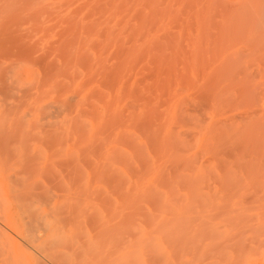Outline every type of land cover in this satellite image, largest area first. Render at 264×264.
Masks as SVG:
<instances>
[{
    "label": "rangeland",
    "instance_id": "obj_1",
    "mask_svg": "<svg viewBox=\"0 0 264 264\" xmlns=\"http://www.w3.org/2000/svg\"><path fill=\"white\" fill-rule=\"evenodd\" d=\"M64 1L65 0H30V1L29 0H14V1L13 0H0V124L1 125L3 124L2 126L0 125V129H1L0 130V192H1L0 193V264H73V263L74 264H96V263L97 264L98 263L99 264H159L160 262H161L160 264H163V263L164 264H183L185 261L190 260L189 258H191V259L196 258V256L201 257L202 255H203L202 257H208V258L211 256L212 257L215 256L219 261H222L223 264H229L228 263L229 262V236H228L229 233H227V232H229L228 231L229 230V225H228L229 223H227L228 220L227 221L225 220L226 219L224 217L225 214L223 213L224 215H222L221 214L222 212L219 213V215L216 218H214V220H213V218L211 219V221H212V224H211L209 216H212V215H210L209 212H212L211 209H213V208L210 209L209 205L206 203L209 201L208 195L212 191L206 192V194H208V195H204L208 201L205 200V198L202 199L204 201V203L201 200L202 204L201 203H199L200 205L197 204V205H199L197 207L195 206V204H193V205L188 204V201H187L189 198L187 195L188 193H187V190L185 191V188H183L182 185H180V186L176 185L177 189L174 188L173 193L171 192V194L165 193V190H167V186L164 184L165 176L168 175L169 171H170L169 173L172 172L171 174L176 175V172L178 170V168H177L178 166L176 167L173 165L172 166L169 165L170 162L168 161L169 159L167 158L168 154H166L164 152L161 153V150H162V147H161L162 144L161 143H165L163 141L164 139L167 140L168 136H166V134L168 135L167 132L169 130H171V126L173 129L174 127H176V125H177V127H179L180 123H182L181 124L182 126L180 128H177V129L175 128V131L172 130V132H174V135L176 134L175 135L176 137L180 136V135H181V137L183 136L182 138H184V140L178 141V143L180 142V145L183 146L184 145L183 142H184L186 145L190 144V146L191 145L192 146L189 147V145H188L186 147L185 150H187V155L183 154L185 160H184V162L182 161L181 165H179V169L182 166H185V167L189 166V168L188 167L185 169L181 168L183 171H180V175L182 173H183L182 175H186L185 173H187V175L192 173L190 175H193L194 172L196 173L194 175H197V174H199V172H201V173L205 172L207 175L205 173L204 174L207 176V179H208V175L211 176L210 174H212V173L217 178V171L220 168L218 166H216V163H215L216 161L213 162L212 154L209 153L207 151V149L205 148L204 143L202 142V140L205 136H202V135H204L203 134L204 131H208V129L211 130V127H213L214 131H216V130H220L219 128H222L223 123H226V124H224V127L227 124L229 126V119H231V118L233 119L234 114L241 112V110L244 108H240L242 105L235 106L236 104L235 105L232 104V106L234 105L235 107L239 108V109L236 108L235 110H233L234 108L232 109L231 108L232 106L229 107V103H228L229 101H228L223 105V108H222V105H221V107H219V105H218V109H211V108L209 109V106L207 107L205 105L204 99H201V97H199L200 92L199 91L195 92L199 89L198 87L201 86L200 84H197V85H200V86H197L195 84L196 82L194 83L195 85H190V88L185 87L186 86V84H185V86L182 88L183 90H181L182 84L177 85L175 83L172 85L171 89H174V86L176 85L175 89H179V91L183 92L182 93L183 95L181 94L178 98V100L179 99H183V100H180L179 102L176 100V102L180 104V105H178V107H176L177 103L175 102V104H174V102H173L175 100H173V101L170 100L171 99L170 98V95H171L170 92H173L174 90L169 91L167 88H165L166 90L160 89L159 87L162 85L158 86L156 84L155 87L158 86L157 90L154 87L152 89V92H150V96L151 97L153 96V99L156 98L155 97L156 92L154 91V89H155L157 91L156 96L157 97L159 96L158 97L159 98V101H158L159 105L157 102L158 98L156 99V101L154 100V102H152V103L153 104L157 103L156 104V105H158L157 107L158 108L160 107L158 109V110H160L159 112H163V109L167 111L169 109L170 105L174 106L173 108H176V109H174V112L171 113V115H170L172 117L170 118V116H169V121L167 122L168 126H170L169 125L170 119L173 120L174 116H176V115H178V121L179 120H181V121L179 123H175V122H178L176 120L177 118L175 117L176 119L174 118L175 119L174 125H171L170 127H168L166 125L168 129H165L166 126H164V129L166 131L165 130H164L165 132L162 131L163 135L162 134L159 135V137L161 136V140L158 137V141H157L158 144H156V146L154 148L149 147V150L147 151L149 153H148V155H146V157L147 158L149 157V158L146 159L145 165L141 166V164H140L141 168H137L139 166L138 162H136L138 159L135 160V159H133V156H130V155L134 153L133 152V150H135L134 149V143L137 144V142L139 141V144H143L146 140V139H144L146 137V133L143 129L145 127L144 123L142 122L143 117L139 118V117H141L139 112H141V110L143 109L142 108L143 102H141L142 101L141 99H140V101H138L139 99L135 100V103L138 101L139 102V103L137 102L138 106H141V107L137 106L138 107L137 109L139 111L137 110L136 112H137V115H139V116L137 117V115H136L134 117L135 121L130 116V113H129V111L131 109H132V111H135L129 105V104H134V103H131V102H134L133 101L134 99L132 101L130 100V98H124L125 101H124V99H122L123 101H121V103H120L121 104L120 105L121 111L119 110V112H117L116 114L114 113L113 109H112L113 111H111L109 108H107V110H110L112 114L118 115V118L114 115H111L110 111L108 112L106 110V107H105L106 97L109 100L111 98V93L109 94V92H108V86L106 85V82H104V84H103V81L105 80V78H104V80L100 79V78H103L102 76L105 75L104 72L106 70H108L110 68V66L112 67L113 63L117 62V60H115L116 58H113V56L117 55L115 48L119 47V45H121V44L122 45L125 44V42H123L124 38L128 39V40H130V38L126 37V36L125 37L124 36L123 37L122 36L116 37V39L118 38L117 41L119 40V38L123 39V40L122 39L119 40L120 42L122 41L123 43H119L118 45H117V43L119 41L117 42L115 40V38H114V41L117 43H115L113 41H109V40H108L109 41V43H108L107 40H105V39L103 40V38H102V43L104 42L107 44L106 50H108V51L105 50L106 52L104 51L105 53H103L104 54L103 55L104 59L102 57L103 61L109 57L110 59L112 58L113 61L115 60V62H113L111 60V62L109 63L108 60H110V59H107L108 62L107 61L100 62L101 64H99V65L101 66V68H100V66L98 68V66H97L98 64L95 65V63H96V58L94 59L95 51L92 48H90V50L88 51V53L90 54L89 57L91 59V63H88V62H90V59H87L89 57H85L87 59V61L89 60L88 62L85 61V58L82 59V61H77V58L72 55V53H74L73 51L75 49V48H73L75 46L72 45V44H74L75 35H72L71 33L64 31L63 28L62 29L58 28L56 24H55L56 26H54V28H53V25H54L53 23L58 22L59 24L58 23L57 24L59 25V27H61L60 25H62V27H64L65 22L57 21V19L51 20L50 18H48V19H49V21L51 20L50 21L51 23L46 22L48 20H46V17L44 16V14L39 15V13H37L35 11V9L37 10V8H40V6H39L40 3H41V7L44 4H45V6H47L48 4L50 6L53 4H54V6H56V3H59V4H61L60 7L62 8V4ZM68 1L70 2V0H68ZM90 1H92V0H90ZM66 2H64V3H66ZM75 2H77V3L75 4ZM75 2L69 3L68 9H71V8H74L75 6H78L80 3L83 4V2H85V0H78V1L75 0ZM65 6H63V7L66 9L67 7H65ZM25 8H26V10H25ZM10 13H11V15H10ZM82 16H84V15L81 14L80 18ZM37 19H38V21H37ZM53 20H54V22H52ZM33 21H35V23ZM32 24H34V25H32ZM35 24L37 25V28H36ZM51 24H53V25H51ZM50 25H51V28H53L54 30H52L50 28ZM47 26H49L48 28H50L51 31L49 29L46 30ZM55 27H56V29H55ZM34 31H36V33ZM56 32H58V33H56ZM110 40H112V39H110ZM71 42H72V44H71ZM114 43H115V45H114ZM129 43H131V40L129 42H127L125 45H127V44L129 45ZM68 44H71L72 47ZM90 45H91V43H90ZM68 46H70V48H73V49H71L73 51H69V52H72L70 55H68L69 52L67 54L68 49L70 50V48ZM108 46H110L111 48H112V46H114V47L110 50V49H108V48H110ZM63 47L67 48L66 53H63V52H65ZM114 50H115V53H114ZM106 53H108V54H106ZM111 54L113 56L110 57ZM75 55H77V54H75ZM105 55H107V56H105ZM117 56H115V57H117ZM71 57L73 60H71ZM68 58H70V59H68ZM67 59L71 60V62L68 61ZM74 59L76 62H74ZM65 60H67V61H65ZM92 61H93V63H92ZM105 62H106V65H105ZM68 63H72L71 64L72 66ZM75 63H77L78 65ZM87 63L89 65L92 64L91 67L95 70H97V68H98V71H95L93 69H92V71H91V69H89L90 71H88L87 67H90V66L89 65L86 66ZM103 63H104L105 69L108 67V69H106L105 71H104V69H102ZM134 71H137L136 75H135ZM134 71H133L132 77L135 78V76H136V78L135 79L132 78V80L138 81V79L140 77L137 76V74H139L140 72L138 70H134ZM147 72H148V70L143 71L144 74L149 75ZM87 73H90V75H88ZM102 73H104V75ZM153 73L155 74V72H153ZM160 74H161V72L156 74V76H158V78H156L155 75L153 78L158 79V81H159V79L165 80V78L161 77ZM166 74L163 75V72H162V76H167ZM75 75H77V76H75ZM133 75H135V76H133ZM89 76H90V78H89ZM144 76L142 75L141 77H144ZM98 79L100 80L101 83L98 81ZM166 79H168V78H166ZM174 79L175 78L173 77V80ZM150 81L152 82L153 80H150ZM45 82H47V83H45ZM57 82H60V83H57ZM200 82L202 83L203 79ZM177 83L179 84L180 82L178 81ZM140 84H142L141 89L143 90L144 89L143 85L145 86L146 82H142V83L140 82L138 84L139 87H137V89L138 88L140 89ZM138 85H135V86H138ZM55 86H57V87H55ZM177 86H181V87L177 88ZM195 86H197L196 87V89L198 88L197 90H195ZM191 87L192 88L194 87L193 88L194 91H193V89H191ZM158 88H159V90H158ZM184 88H185V90L187 88L186 92H185ZM188 89H189V91H188ZM161 91L163 92L162 95H161ZM43 92H44V94H43ZM105 93L106 94L108 93L109 95H105ZM152 93H153V95H151ZM196 93L198 94V96ZM91 94H93V95H91ZM164 94L168 95V96L165 97ZM162 96H163V98H162ZM139 97H140V95H139ZM183 97H185V98H183ZM36 98H38L39 100ZM126 99H128V101ZM168 99L170 101V104H169ZM185 100H187V101H185ZM197 103H200L201 106H203V107L205 106L202 109V111H204V109H205V111L203 112L204 115L200 113V116L202 115L200 117L199 114H197L198 111H192L191 115L187 114L188 111H191V110H188V108L198 109L200 104H197ZM221 104H223V103H221ZM17 105H18V107H17ZM168 105H169V107H168ZM192 105H193V107H192ZM230 105H231V103H230ZM113 106H115V105H113ZM224 106H225V108H224ZM226 107H228L229 109ZM29 108H31L32 110ZM113 108L116 109V106ZM177 108H180L181 111L179 109V112H178ZM230 108L232 109L233 112L231 111ZM38 109H39V111H37ZM182 109H184V110H182ZM61 112H62V114H61ZM195 114H197V115H195ZM230 115L231 116L233 115V116L230 118L229 117ZM127 116H129V117L127 118ZM181 116L182 117L186 116V117L181 118ZM203 116H206V117H203ZM3 117L5 119H3ZM68 117H69V119H68ZM113 117H115V118L113 119ZM187 117H189V118H187ZM120 118H123V120L125 122L122 119L120 120ZM125 118H126V120H125ZM131 119H133V121ZM139 119H140V122H138ZM203 119H206V120H203ZM184 121H186L188 125ZM43 123H45V124H43ZM68 123H70V124H68ZM111 123L113 124V126ZM121 123L122 124L125 123V124L122 125ZM136 123H138V124L136 125ZM141 123H143V125ZM171 123H172V121H171ZM215 123H217V124H215ZM218 123H219V126H221V127L218 126ZM214 124H215V127L218 126L219 128H217V127H216L217 129L214 128ZM121 126H124V127H121ZM136 126L138 127L137 130H136V128H137ZM139 126L141 129L139 128ZM186 127L188 128V130L190 128L193 129V130H191V129L189 130L191 132V136H187V135L184 136V134L183 135L180 134V132H182L181 129L185 130ZM110 128L113 130H111ZM119 128H120V130L121 129L122 130L120 131ZM198 128H200V129H198ZM23 129H25V130H23ZM124 129L126 131H124ZM139 130L141 132H139ZM7 131H9L10 133ZM44 132H45V134H44ZM228 132H229V130H228ZM9 134H11V135H9ZM120 134L122 136L125 134L123 136L124 137L123 139L121 138L122 136ZM129 134H131V135H129ZM171 134H173V133H171ZM40 135L42 136L41 138H40ZM140 135H141V137H140ZM174 135H171V136H173L172 139L175 138ZM163 136H165L167 138L162 139ZM127 137L128 138L130 137L129 142H128ZM185 137H186V139H185ZM178 138H180V137H178ZM182 138H180V139L182 140ZM120 139H122V140H120ZM172 139H170V140H172ZM227 139L229 140V138H227ZM21 141H22V143H21ZM119 141H120V143H119ZM123 141H126V142H123ZM134 141H136V142H134ZM161 141H163V142H161ZM199 142H201V143H199ZM226 142H230V141H226ZM198 143H199V145H198ZM159 144H160V146H159ZM201 146L203 149L201 148ZM226 146H228V149H229V145H226ZM110 147H111V149H110ZM184 147L185 146H183L181 148H183V153H186V152H184ZM114 148H115V152L113 153L112 151L114 150ZM156 148H159L160 151H159V149L157 150ZM153 149H155L156 151H154ZM200 149H202V150H200ZM122 150H124L123 151L124 153L122 152ZM119 151L121 152V154ZM125 151H129L130 154L128 152H126V155H125ZM153 151H154V153H153ZM150 153H151V155H150L151 158L153 155H157V154H158L157 155L158 157L156 158V156H154L153 157L154 159L153 158L150 159V156H149ZM163 153H164V155H167V156L164 157L162 155ZM201 153H202V155H201ZM159 154H161V155H159ZM210 154H211V156H210ZM128 155L130 156V158L131 157L132 158L128 159L127 158ZM190 155H193L192 160L190 159V158H192ZM195 155L199 156V157H196ZM160 156H162V158ZM125 158H127L128 161H126L127 159H125ZM112 159L116 160V161H113ZM132 159H133V161L135 160V162L132 161V163H130V160H132ZM156 159H160V160H156ZM161 159L162 160L164 159L165 161H162ZM186 159L191 160V161L189 160V163H188L189 165L187 164L188 161H186ZM154 160H156L157 162L155 163ZM158 161H159V163H158ZM166 161H168L166 163L167 166L165 164ZM192 161L195 164H193ZM127 162H129L128 165H131L132 167L128 166ZM149 162H150V164H149ZM124 163L127 166H125ZM133 163L134 164L136 163L137 166L133 165ZM163 163L165 165V169H164L165 171L161 170L162 166L164 167V165H162ZM116 164H118V166L120 165L117 172H116L117 167L114 166ZM191 164H193V166ZM207 164L210 165V166H208V169L210 170L209 173H207L208 169L204 168L205 165L207 166ZM211 164H213L214 167ZM110 165H112V167ZM194 165H195V167H194ZM203 165H204V167H203ZM104 166H106L105 167L106 169L103 168ZM145 166L146 167L148 166L147 167L148 169ZM101 167L103 170L101 169ZM109 167H110V169H109ZM128 167H129V169L130 168H133V169L135 168V169L129 170ZM143 167H145V168H143ZM169 167H170V170H168L166 172V168L168 169ZM174 167H176V168H174ZM126 168L128 171L126 170ZM155 168L158 170V172ZM171 168H173V169H171ZM190 168L192 171L195 170L196 168L197 169L194 172H191V171H189ZM214 168L215 169L219 168V169L215 170ZM139 169H140V171H139ZM159 169H160V171H163V172L162 173L159 172ZM175 169H177V170H175ZM198 169H199V172L197 171ZM200 169L203 171H201ZM100 170H102V171H100ZM121 170L123 171V173H121L122 176L126 177L124 179H122L121 174L118 173V172H122ZM143 170L146 172V174H144L145 172H143ZM184 170H187V171L184 172ZM129 171L132 172L133 176ZM125 172H126V175H125ZM137 172L139 173V175ZM178 172H179V170H178ZM92 173L95 174V176ZM103 173H105V174H103ZM108 173H109V175H108ZM115 173H117L118 175L117 174L115 175ZM136 173H137V175H136ZM140 174H141V176H140ZM161 174H163V176ZM1 175L3 176V178ZM100 176H102V177H100ZM176 176L179 177V173ZM120 177H121V179H120ZM132 177H135V178H133V180H132ZM136 177H138V178L143 177L144 179L142 178V179L137 180ZM180 178L182 180V176L179 177L178 181H181ZM105 179H106V181H105ZM126 179H128V180L130 179V180L128 181ZM213 180L214 179L212 178V182H214ZM255 181L257 182V180H255ZM255 181H254V183H252L251 186H254V187L256 186L254 189L256 191V189L259 188L260 185L256 184ZM128 182H130V183H128ZM126 183H127V185H126ZM258 183H260V182H258ZM134 184H136V185H134ZM160 184H162V185H160ZM125 185H126V187H125ZM129 185H130V187H129ZM117 186H118V188L120 187V189H118ZM160 186H163V187H161V189L164 190L163 193H165L166 196L163 197V195H162L163 198L161 197L160 200L158 199V202L160 203L164 199V201H163V204H164L168 198L171 197V200L169 199V202H170L173 200L172 197H174V200L172 201V202H174L173 206H172V209H174V212H172L170 209H168V205L172 204V203H169L168 201H167V204H165V206L162 203H160V204L157 203V205H155V206L153 205V203L156 204V202H157V198L155 197L156 193L153 192V191H155L154 188H157L156 189L157 191L162 192V191L158 190V188L160 189ZM164 186H166L165 189H164ZM108 187H110V188H108ZM122 188H123V190H122ZM125 188H126V192H124ZM131 188L132 189L135 188V190H140V191L137 192L134 189H133V191H131L130 190ZM151 188H153V189H151ZM260 188H261V186H260ZM101 189L103 191H101ZM109 189H111V190H109ZM119 190L121 193L119 192ZM144 190L145 191L148 190L149 192L151 191V193H148V192L145 193ZM257 190L258 191L256 193H258V195L260 197L261 194L263 193L261 191H263V190H261V189H257ZM78 191L81 193L79 194ZM129 191H130V194L132 192L135 193V195H133V193L131 194V195H133L131 198L134 199L136 197L137 193H140V194L143 193V195L137 194L138 196L136 198H138L139 195L142 196L143 198L139 197L138 199L140 201L134 199L135 201L133 200V202H132V199L129 197V195H130L128 193ZM181 191H184V192H181ZM117 192H119L120 195ZM152 192L154 194L152 197H150L152 195ZM260 192H261V194H259ZM116 193L118 195H116ZM174 193H176V194L174 195ZM180 193H182V194L186 193V194L180 195ZM149 194H151V195H149ZM171 195H173V196H171ZM186 195L188 198L186 197ZM80 196L82 197V199L81 198L79 199ZM89 196L91 198H89ZM118 196L119 197L121 196L122 199L121 198L119 199ZM11 197L14 199V201L15 200L16 201L14 202ZM85 197H87V198H85ZM165 197H167V198L165 199ZM255 197L258 199L257 195H255L253 197L255 200L254 199H250V200L248 199V202H247L248 204L246 203L247 200L243 201V202H245V205H243L244 203L242 202V199L240 198V196L236 197V200L240 201V202L238 201V204H240L241 207L243 205V206L248 208L247 205H251V203L254 204V201H257V199ZM150 198H152V200ZM123 199L125 201H128L127 203H129V207H130V205L132 207L129 208L128 204H125L126 203L125 201H124L125 203L124 202L122 203ZM83 200H84V202H83ZM143 200H145V201H143ZM89 201H91L93 208H96L95 210L93 208H91L92 205L90 204ZM150 201H151V204H150ZM220 201L221 200L217 199L215 202L219 203ZM92 202H94V204ZM241 202L243 204H241ZM82 203H84V204L81 205ZM110 203H112V204H110ZM133 203H134V205H133ZM87 204H88V207H86ZM121 204H123L124 206ZM142 204H144V205H142ZM205 204H206V206H205ZM59 205H60V207H59ZM120 205H121V207H120ZM125 205L127 207L126 209L124 208ZM151 205H152V207H151ZM73 206H74V208H73ZM89 206L91 209L89 208ZM135 206H136V208H135ZM183 206L192 207L191 209L194 211V214L192 213L193 215H195L196 211H197V214L199 213L198 214L199 217H201V215H202V217H201L202 220H206V221H204V223L207 225V226H205V228L207 227L206 232L204 231L202 234L201 233L202 231L201 232L198 231L199 232V234H198V232L196 231L195 227H197L198 225L194 226V225H196L195 222L197 223V221H199L201 219V218H197L198 216H196V215L195 216L197 218V221L195 219V222H194L193 221L194 219H193V220H191L190 223L187 222L189 224L186 223L189 226H187L185 224V222H182V223H184V225H182V223H179L182 225V227L179 224H177L178 226L176 224H174L173 221L177 220L174 218L176 217V215L178 213H180V211L181 212L185 211L183 213V215L186 214V216H189V211H192V210H190V207H189V211H187L188 209L185 210L184 208H182ZM118 207H119V209H117ZM142 207H144L146 210L143 209ZM157 207L160 209H158ZM193 207H194V209H193ZM228 207H229V204H228ZM238 207H240V206L238 205L237 209H238ZM87 208H88V210H87ZM111 208H112V210H111ZM113 208H115V210ZM137 208H138V210H136ZM152 208L154 210L155 209H157V210L154 211V210H152ZM163 208H166V210L164 209V211H162ZM205 208H206V210H205ZM179 209H180V211H179ZM92 210H93V212H92ZM127 210L128 211L131 210L130 211L131 213L128 212ZM175 210L177 211L176 215L173 214V213H176ZM207 210H208V213H206ZM219 210L221 211V209H219ZM169 211H170V213L172 212V214H170ZM226 211L229 212V208H226ZM226 211H225V213L227 215H229ZM200 213H201V215H200ZM202 213H204V214H202ZM133 214L135 217L133 216ZM135 214H137V215L140 214L139 216L140 217L142 216V217L139 218V216L137 217V215H135ZM206 214H208L209 216ZM121 216H122V218H121ZM130 216H132V217H130ZM179 216H180V214L177 215L178 218H179ZM190 216H192V215H190ZM219 216L224 217V222H226L227 225H226V223L224 225V222L222 221L223 219L220 218ZM180 217H182V215ZM134 218H135V220H134ZM170 218H172V219H170ZM186 218L188 219V217L181 218V219L183 220ZM120 219H122V221H120ZM216 219H218V220H216ZM227 219H229V218H227ZM182 220L179 221V219H178L177 222L176 221L175 222L178 223V222H181ZM208 221L210 222V224ZM192 222H194V223L192 224ZM161 223H163V224H161ZM215 223L216 224L220 223L221 227L218 225L219 228L221 229L220 231L226 230V231H223V232H225L224 236L222 235L223 232H221V235L218 233L217 229H219V228H217L216 230L212 229L215 233L212 232L211 230H208L209 225L210 226L214 225V226H211L212 228L218 227ZM160 224L162 227H160ZM222 224L226 227H224ZM175 226H176V228H175ZM177 227H179L180 229ZM188 227L190 229H188ZM174 228L177 231H173ZM182 228H183V230L187 231V232L184 231L185 234L191 233L193 235V233H194V235H195V236L193 235L194 238H192V236H189L186 234L187 236H189V238L186 236L189 239V240L187 239V242L185 241L186 239L182 240V242H184V243L179 242V241L177 242L176 240H174L175 242L171 241L173 239L171 237H173L175 232L176 233L181 232L180 230ZM192 228L195 230H193ZM170 229H172V230H170ZM209 229H211V228L209 227ZM203 230H205V229H203ZM5 231H7V232H5ZM171 231H173L174 233L173 232L171 233ZM184 232H181V234H179V233H177V234L182 235ZM99 233L101 235L100 237H98ZM216 233H218V234H216ZM88 234L90 235V237ZM97 234H98V236H96ZM171 234H173V235H171ZM185 234H183V236H185ZM167 236H168V238H167ZM176 236H178V235H174V237H176ZM222 236L223 237L226 236L225 237L226 240H224L225 238H223ZM162 237H164V238H162ZM197 237H198V239H197ZM4 239L5 240L8 239L10 241L8 242V241H5ZM217 239H219V241L221 239V241H220L221 243L219 241H217ZM159 241H160V244L162 243L160 246L161 247L163 246V248L158 246ZM191 241H193V242H191ZM213 246H214V248H213ZM169 247L172 249H170ZM151 248L153 249V251L150 250ZM154 249L156 250V252ZM161 251H163L162 252L163 256L161 255ZM263 251H264V247H263ZM153 253L155 255H156V253H157V255L160 254V257L158 256V258L155 260L152 257L150 258V254L153 255ZM147 254H148V256H147ZM21 255H22V257H21ZM262 257L263 256H259V258H260L259 261L262 260L264 263V257L263 258ZM149 260L153 263L149 262ZM165 260H168V261H165ZM263 263L261 262V264H263Z\"/></svg>",
    "mask_w": 264,
    "mask_h": 264
},
{
    "label": "bare ground",
    "instance_id": "obj_2",
    "mask_svg": "<svg viewBox=\"0 0 264 264\" xmlns=\"http://www.w3.org/2000/svg\"><path fill=\"white\" fill-rule=\"evenodd\" d=\"M73 1L75 2V0H70V2L68 0H65L64 2H66V3L63 2L62 8L60 7L61 4H59V3H56V6H54V4L51 5V6L49 4L48 5L46 4L47 6H45V4H44L42 7H41V3H40V5H39L40 8H37V10L35 9V11L37 13H39V15L44 14V16L46 17V20H48L46 22L51 23L50 21L52 19H54V20L57 19V21L65 22L64 23L65 24L64 27H62V25H60L61 27H59V25H58L59 23L58 22H57L58 24L57 23H53L54 25L51 24V25H53V28H54V26L57 25L58 28H61V29L63 28L64 31H66L68 33H71L72 35H75L74 44H72V42H71V44L73 46H75V47H73L75 49H74V51L71 50L73 48H70L71 44H68V45H70V46H68L70 48V50L68 49V51H67V54H68L69 51H73L74 53L69 52L68 55H70L72 53V55L77 58V61H82V59H84L85 57H89L90 56L88 51L90 50V48H92L95 51V57H94V59L96 58L95 65L98 64L97 66L99 68V66H100L99 64H101L100 62H104V61H107V59H110L108 57V58H106V60L103 61V59H104V57H103L104 54L103 53H105L108 50H106V48H107L106 45L107 44L104 43V42L102 43V38H103V40L105 39L107 41L109 40V41L115 42L114 38L117 41L118 38L116 39V37H121V36L125 37L126 36V37H129L130 40H131V43H129V45L127 44L128 45L127 46L125 44L127 42H129L130 40L124 38V40H125L124 41L122 38H119V40L122 39L123 42H125V44L124 45L121 44V45H119V47L115 48V50L117 52V55H118V56L117 55H115V56H117V57L113 56L112 55L113 53L110 55V57L113 56V58H116L115 60H117V62L113 63L112 64L113 66L112 67L110 66L109 69L107 67L106 69H108V70H106L104 68V63H103L102 69H104V71L105 70L106 71L105 72L103 71L105 73V75H104V73H102V74L105 77L102 76L103 78H100V79L104 80V78H105V80L103 81V84H104V82H106V85L108 86V92H109V94L111 93V98L108 100L107 97H106V100H105L106 110H107V108H109L111 111L114 110V113L116 114L117 112H119V110L121 111V108H120L121 104L120 103H121V101H123L122 99L130 98L131 101L134 99L133 100L134 102H131V101L130 102L134 103L135 105L134 104H129L131 106V108H133L135 110V111H132V109H131L130 110L131 112L129 111L130 116L134 119V117L137 115V112H136L138 110L137 108L141 107V106H138L137 102L140 101V99L142 100L141 102H143V104H142V106H143L142 108L143 109L141 110V112H139L140 116H141L139 118L143 117L142 118L143 119L142 122L144 123L145 127L144 128L142 127V128L144 129V131L146 133V137L145 138L143 136L142 137L144 139H146V140H145V142L143 144H139V141L137 142V144H135L134 142H136V141H134L133 143H134V149L135 150H133L134 153L130 155V156H133V159H135V160L138 159L136 162H138L139 166H140V164H141V166L145 165L146 159L149 158V157L148 158L146 157V155H148V153H149V152H147L149 150V147L154 148L156 146V144H158L157 141H158L159 135H161L163 133L162 131H164L165 129H168L167 128V126H168L167 122L169 121V116L171 115V113L174 112V109H176V108H173L174 106L170 105V107H169V105H168L169 109L167 111L163 109V112H159L160 110H158V109L160 107L159 108L157 107L159 105V102H158L159 101V98H158L159 96L158 97L156 96V93H157L156 90H157L158 86L162 85V86L159 87L160 89L166 90L165 88H167L169 91H171V90L173 91L174 90L173 92H170V94H171L170 95V98H171L170 100H172V101L175 100V101H173L174 104H175L176 100L178 102L180 100H183V99H179L178 100L179 96L183 92L179 91V89H175L176 85L174 86V89H171L172 85L176 83L177 85L182 84L181 85L182 87L181 86H177V88L181 87V90H183L182 88L185 86V84H186L185 87H187V88H190V85L200 84L201 86L197 85V86H200V87H198L199 89L197 88L198 90L196 89L197 86H195V90H197L195 92H198V91L200 92V96L199 97H201V99H204L205 105L207 107L209 106V109L210 108L211 109H218V105H219V107H221V105H222V108H223V105L226 102H228V101H229L228 102L229 103V107H231L232 104H234V105L236 104L235 106H237V105L238 106L239 105L243 106V107L242 106L240 107V108H244V109H242L243 111L241 110V112L234 114V116L232 115L233 119L231 118L232 117L231 115L229 116L231 118V119H229V126L227 124L224 127V124H226V123H223L222 124L223 125L222 128H219L221 126H219V123H218L219 127L218 126H216V127L219 128L220 130H216L217 128L215 127V124H217V123H215L214 124V128H216L215 129L216 131H214L213 127H211V130L208 129V131H204V133H203L204 135H202V136H205L203 138V140L201 139L202 142L204 143L205 148L207 149V151L209 153L212 154L213 162L216 161L215 162L216 166H218L220 168V169L217 168V169H219L217 171V178L212 173V174H210L211 176L208 175V179H207V176H206L207 174L205 172L204 173L206 175L203 172L202 173L199 172V169L197 170L199 172V174L194 175V174H196L194 171L197 168L195 170H193V171L191 170V168L189 170L191 172H194V174H193L194 176L190 175L192 173H190L189 175H187V173H185L186 175H182L183 174L182 173L180 175V171H183L181 168H184V169L187 168V167L189 168V166H187V167L182 166L179 169V165L182 164V161L184 162V160H185L184 159V155H187V150H185L186 147L188 145H189V147H191L192 145L191 146H190V144L186 145L183 142V144H184L183 146H185L184 147V152H186V153H183V148H181L183 146L180 145V142L178 143V141H183L184 140V138H182L183 136L181 137V135H180V136L176 137L175 136L176 134L174 135V132H172V130L175 131V128L176 129L180 128L182 126L181 125L182 123H180L179 127H177V125H176V127H174L172 129L171 125H174L175 123H179L181 121V120L178 121V115H176V116L173 115L174 118L175 117L177 118V119L176 118L175 119L178 122H175L174 118H173V120L170 119L169 125L171 126V130H169L167 132L168 135L166 134V136H168V138L165 137V136L162 137V139L163 138H167V140L164 139L163 141L165 143H161L162 144L161 145V147H162L161 153L164 152V153L168 154V156L164 155V153L162 155L164 157L167 156V158L169 159L168 161L170 162L169 165H171V166L173 165V166H176V167L178 166L177 168H178L179 172H178L177 169H175V170H177L176 175H178V173H179V177L182 176V180L180 178L181 181H178L179 177L176 176V175L171 174L172 172L169 173L170 172L169 171L168 175L165 176V180H164V184L167 186V190H165V193H167V194L170 193L171 194V192L173 193L174 188H176V185L177 186L178 185L179 186L182 185L183 188H185V191L187 190V193H188L187 195H188L189 198L186 195V197L188 198V200H187L188 204H191V205L195 204V206L197 207V206L200 205L199 203H201L202 199L205 198V200H207L206 197L204 196V195H208V194H206V192L212 191L208 195L209 196V199H208L209 201L207 200L208 202L206 204L209 205L210 209L213 208V209H211L212 212H209V214L212 215L213 217L209 216L208 214H206V215H208L210 217L209 219L211 221L212 218L214 220V218H216L219 215V213L222 212L221 213L222 215L225 214L224 215V217L226 218L225 220L226 221L228 220L227 221V223H229L228 224L229 225V230H228L229 232H227V233H229V235L227 234L229 236V262L228 263L229 264H261V262L263 263L262 260L259 261V259H260L259 256H263L264 257V251H263V247H264V0H92V1H90V0L86 1L85 0V2H83V4L82 3L79 4L80 6L78 5V6H75L74 8L68 9L69 8L68 7L69 3H74ZM76 3L77 2H75V4ZM63 6H65L67 8L65 9ZM26 8H25V10H26ZM81 14H83L84 16H82L80 18ZM10 15H11V13H10ZM48 18H50L51 20L49 21ZM54 20L52 22H54ZM37 21H38V19H37ZM33 22L35 23V21H33ZM32 25H34V24H32ZM51 25H50V28H51ZM48 27L49 26H47L46 30H48V29L50 31H51V29L54 30L53 28L50 29ZM36 28H37V25H36ZM55 29H56V27H55ZM34 32L36 33V31H34ZM56 33H58V32H56ZM110 39H112V40H110ZM109 41H108V43H109ZM117 42H115V43H117ZM123 42L119 41L117 43V45L119 43H123ZM90 43H91V45H90ZM115 43H114V45H115ZM108 47H110V46H108ZM113 47L114 46H112V48ZM112 48L110 47L108 49L111 50ZM66 49L67 48H64L65 52H63V53H66ZM115 50H114V53H115ZM75 54H77V55H75ZM106 54H108V53H106ZM105 56H107V55H105ZM102 57H103V59H102ZM68 59H70V58H68ZM75 59H74V62H76ZM87 59H90V57L87 58ZM87 59L85 58V61H87ZM67 60H65V61H67ZM71 60H73L72 57H71ZM71 60H68V61L71 62ZM111 60L113 61L112 58L110 60H108L109 63L111 62ZM115 60L113 62H115ZM88 63H91V59H90V62H88ZM88 63L86 64V66L89 65ZM92 63H93V61H92ZM68 64L71 65L72 63H68ZM75 64H77V63H75ZM91 65H89V66L91 67ZM105 65H106V62H105ZM90 67H87L88 71H90L89 69H91V71H92L93 68L92 67L90 68ZM98 68H97V70H95V69H93V70L98 71ZM100 68H101V66H100ZM134 70H138L141 73V74L139 73L141 76L142 75L143 76L145 75V76L141 77L139 74H137V76H139L140 78L138 79V81H136V80L133 81L132 78H134V77H132V74H133ZM146 70H148L147 73L150 76L144 74L145 72L143 73V71H146ZM134 72H135V75H136L137 71H134ZM153 72H155V74ZM160 72H161V74H160L161 77H164L165 80H160L159 79V81H158V79H156V78H158V76H156V74L160 73ZM162 72H163V75H165L167 73L166 74L167 76H162ZM87 74L90 75V73H87ZM135 75H133V76H135ZM154 75L156 76V78H153ZM75 76H77V75H75ZM173 77L175 78L174 80H173ZM89 78H90V76H89ZM135 78H136V76H135ZM166 78H168V79H166ZM200 79L201 80L203 79L202 83L200 82L201 81ZM150 80H153V81L151 82ZM98 81L100 82L99 79H98ZM178 81L180 82L179 84L177 83ZM140 82L141 83L142 82H146L145 86L143 85V87H144L143 90L141 89V85L142 84H140V89L141 90L139 88L137 89V87H139L138 84ZM45 83H47V82H45ZM57 83H60V82H57ZM156 84L158 85L157 87H155ZM135 85H138V86H135ZM55 87H57V86H55ZM154 87L156 89V90L154 89V91L156 92L155 93V97H156L155 99H153V96L152 97L150 96V92H152V89ZM159 88H158V90H159ZM187 88H186V90H187ZM193 88L191 87V89H193ZM184 90H185V88H184ZM186 90H185V92H186ZM188 91H189V89H188ZM193 91H194V89H193ZM162 93L163 92L161 91V95H162ZM43 94H44V92H43ZM109 94L105 93V95H109ZM91 95H93V94H91ZM139 95H140V97H139ZM151 95H153V93ZM166 96H168V95H165V97ZM197 96H198V94H197ZM157 98H158V100H157L158 105H156L157 103L153 104L152 102H154V100L156 101ZM162 98H163V96H162ZM183 98H185V97H183ZM36 99H38V98H36ZM137 99H139V100L135 103V100H137ZM126 100L128 101V99H126ZM124 101H125V99H124ZM168 101H169V99H168ZM185 101H187V100H185ZM221 103H223V104H221ZM230 103H231V105H230ZM169 104H170V101H169ZM197 104H200V103H197ZM18 105H17V107H18ZM113 105L116 106V109L113 108V107H115ZM176 105L175 106L178 107V105H180V104L177 103ZM200 106H201V104H200ZM233 106L231 107L232 109L234 108L233 110L238 108V107H235V106L233 107ZM192 107H193V105H192ZM199 107H198V109H196V108H192V109L188 108V110H191V111H188V112L186 110L185 111L187 112V114H190V115L192 114V111H198L199 113L197 112V114H199V116H200V113L203 114V112L205 111V109H204V111H202V109L205 106L204 107L201 106L200 108ZM224 108H225V106H224ZM226 108H228V107H226ZM29 109H31V108H29ZM177 109H178V112H179L180 108H177ZM184 109H182V110H184ZM232 109H231V111H232ZM110 110H107V111L109 112ZM37 111H39V109ZM111 111H110V114L114 115V116H116L118 118V115L112 114ZM180 111H181V109H180ZM61 114H62V112H61ZM197 114H195V115H197ZM138 116L139 115H137V117ZM128 117L129 116H127V118ZM171 117L172 116H170V118ZM183 117H186V116H183ZM183 117L181 116V118H183ZM203 117H206V116H203ZM114 118L115 117H113V119ZM187 118H189V117H187ZM3 119H5V118L3 117ZM68 119H69V117H68ZM121 119L123 120V118H120V120ZM133 119H131V120L133 121ZM125 120H126V118H125ZM203 120H206V119H203ZM134 121H135V119H134ZM171 121H172V123H171ZM138 122H140V119H139ZM184 122L187 124L186 121H184ZM143 123H141V124L143 125ZM43 124H45V123H43ZM68 124H70V123H68ZM124 124H122V125H124ZM137 124L138 123H136V125ZM112 126H113V124H112ZM164 126H166L165 129H164ZM170 126H168V127H170ZM121 127H124V126H121ZM139 128H140V126H139ZM137 129H138V127L136 128V130ZM190 129L193 130L192 128H190ZM198 129H200V128H198ZM23 130H25V129H23ZM111 130H113V129H111ZM119 130H120V128H119ZM189 130H188L187 127H186L185 130L181 129L182 132H180V134H182V135L184 134V136L185 135L191 136V132ZM228 130H229V132H228ZM124 131H126V130L124 129ZM7 132H9V131H7ZM139 132H141V131L139 130ZM171 133H173V134H171ZM44 134H45V132H44ZM9 135H11V134H9ZM129 135H131V134H129ZM171 135H174L175 138L172 139L173 136H171ZM123 136L121 137L122 139L124 138ZM41 137L42 136L40 135V138ZM140 137H141V135H140ZM178 137L182 138V140L180 138H178ZM129 138H128V142L130 141ZM159 138L161 140V136ZM227 138H229V140ZM122 139H120V140H122ZM170 139H172V140H170ZM185 139H186V137H185ZM163 141H161V142H163ZM226 141H230V142H226ZM123 142H126V141H123ZM21 143H22V141H21ZM119 143H120V141H119ZM199 143H201V142H199ZM199 143H198V145H199ZM226 145H229V149H228V146H226ZM159 146H160V144H159ZM201 148H202V146H201ZM110 149H111V147H110ZM156 149L158 150L159 148H156ZM202 149H200V150H202ZM153 150L156 151L155 149H153ZM123 151L124 150H122V152ZM154 151H153V153H154ZM159 151H160V149H159ZM112 152L113 153L115 152V148H114V150ZM126 152L129 153V151H125V155H126ZM120 154H121V152H120ZM211 154H210V156H211ZM150 155H151V153L149 154V156ZM157 155H153L152 158L154 156H156V158H157L158 157ZM159 155H161V154H159ZM193 155H190V156L192 157ZM201 155H202V153H201ZM130 156L128 155L127 158L129 159ZM160 157L162 158V156H160ZM196 157H199V156H196ZM127 158H125V159H127ZM152 158L150 156V159H152ZM128 159L126 161H128ZM133 159L130 160V163H132ZM164 159L163 160L161 159V160L165 161ZM187 159H186V161H188L187 162V164H188L189 160L190 159L192 160L193 157L190 158L189 160H187ZM135 160L133 162H135ZM156 160H160V159H156ZM156 160H154L155 163L157 162ZM113 161H116V160H113ZM168 161H166L165 164ZM128 163L129 162H127V165H128ZM158 163H159V161H158ZM192 163H193V161H192ZM149 164H150V162H149ZM193 164H195V163H193ZM193 164H191V165L193 166ZM127 165L125 164V166H127ZM133 165H136V163L135 164L133 163ZM162 165H164V163ZM211 165H213V164H211ZM110 166L112 167V165H110ZM114 166L117 167L116 168L117 170L115 169L116 172H117L119 167H120V165L118 166V164H116ZM128 166L132 167L131 165H128ZM139 166L137 168H141V166L140 167ZM166 166H167V164H166ZM208 166H210V165L207 164V166L205 165V167L203 165V167L205 169H208ZM105 167L106 166H104L103 168H105ZM145 167H143V168H145ZM170 167L168 169L166 168V172L168 170H170ZM176 167H174V168H176ZM194 167H195V165H194ZM213 167H214V165H213ZM101 169H102V167H101ZM109 169H110V167H109ZM128 169H129V167H128ZM130 169L134 170L135 168L134 169L130 168ZM164 169H165V165H164V167L162 166L161 170H164ZM171 169H173V168H171ZM217 169H215V170H217ZM102 170H100V171H102ZM126 170H127V168H126ZM139 171H140V169H139ZM185 171H187V170H184V172ZM201 171H203V170H201ZM209 171L210 170L208 169L207 173H209ZM129 172L132 174L131 171H129ZM143 172H145V171L143 170ZM157 172H158V170H157ZM159 172L162 173L163 171H160V169H159ZM109 173H108V175H109ZM118 173L121 174V173H123V171L122 172H118ZM137 173H136V175H137ZM103 174H105V173H103ZM116 174L117 173H115V175ZM144 174H146V172ZM93 175L95 176V174H93ZM125 175H126V172H125ZM138 175H139V173H138ZM161 175L163 176V174H161ZM132 176H133V174H132ZM140 176H141V174H140ZM100 177H102V176H100ZM121 177H122V179L126 178V177H123L122 174H121ZM121 177H120V179H121ZM2 178H3V176H2ZM133 178H135V177H132V180H133ZM142 178L136 177L137 180L138 179H142ZM212 178L214 179L213 180L214 182H212ZM126 180H128V179H126ZM255 180H257V182ZM105 181H106V179H105ZM254 181L256 182V184H259L261 186V188L259 186V188H257V189L263 190V191H261V192H263L262 194H261V192L259 193V194H261L260 197H259L258 193H256L258 190L257 189H256V191L254 190L256 186L255 187L251 186L252 183H254ZM258 182H260V183H258ZM128 183H130V182H128ZM126 185H127V183H126ZM126 185H125V187H126ZM134 185H136V184H134ZM160 185H162V184H160ZM166 186H164V189L166 188ZM129 187H130V185H129ZM161 187H163V186H160V189L158 188V190H160L162 192H159V191L156 190L157 188H154V190L156 191V192L153 191L154 193H156V196L155 195L154 196L157 198L156 204L153 203L154 206L157 205V203H159L158 199L160 200L162 195H163V197L166 196V194L163 193L164 190H162ZM108 188H110V187H108ZM117 188H118V186H117ZM118 189H120V187ZM133 189L135 190V188H133ZM133 189L131 188L130 190L133 191ZM151 189H153V188H151ZM109 190H111V189H109ZM122 190H123V188H122ZM101 191H103V190L101 189ZM135 191L138 192L140 190H135ZM119 192H120V190H119ZM119 192H117V193H119ZM124 192H126V188H125ZM146 192L151 193V191L149 192L148 190L145 191V193ZM153 192H152V195L149 194V195H151L150 197L153 196V194H154ZM181 192H184V191H181ZM80 193L81 192H79V194ZM117 193H116V195H118ZM120 193H119V195H120ZM128 193L130 194V191ZM132 193H133V195H135L134 192H132ZM137 194H140V193H137ZM137 194H136V197L138 196ZM141 194L143 195V193H141ZM175 194L176 193H174V195ZM184 194H186V193H184ZM184 194L180 193V195H184ZM130 195H129V197L131 198L133 195H131V196ZM140 195H139V197H142ZM253 195L254 196L257 195L258 199L255 197L257 199V201H254V204L251 203V205H247L248 208L243 206V205H245V202H243V201L247 200L246 201V203H247L248 199L249 200L250 199H254ZM171 196H173V195H171ZM239 196L242 199V202L244 203L243 204L241 202V204H243L242 207H241L240 204H238L239 200H236V197H239ZM136 197L134 199L140 201L138 199L139 197L138 198H136ZM80 198L82 199L81 196L79 197V199ZM85 198H87V197H85ZM89 198H91V197L89 196ZM120 198H121V196L119 197V199ZM166 198L167 197H165V199ZM131 199H132V202H133L134 199L133 198H131ZM150 199L152 200V198H150ZM169 199L171 200V197L167 199L168 202H169ZM172 199L174 200V197H172ZM217 199L221 200V201L219 203L215 202ZM13 201H14V199H13ZM124 201L125 200L123 199L122 203ZM143 201H145V200H143ZM163 201H164V199L160 203L163 204ZM167 201L163 204L164 206H165V204H167ZM172 201L169 202V203H172V204L168 205V209H170L172 212H174V209H172V206H173L174 202H172ZM83 202H84V200H83ZM89 202L91 204V201H89ZM125 202L124 203L128 204V207H129V203H127L128 201H125ZM202 202L204 203L203 200H202ZM92 203L94 204V202H92ZM83 204L84 203H82L81 205H83ZM88 204H87L86 207H88ZM110 204H112V203H110ZM150 204H151V201H150ZM197 204H199V205H197ZM206 204H205V206H206ZM228 204H229V207H228ZM121 205H123V204H121ZM121 205H120V207H121ZM133 205H134V203H133ZM142 205H144V204H142ZM238 205L240 207H238V209H237ZM90 206H89V208H90ZM59 207H60V205H59ZM130 207H132V206L130 205ZM151 207H152V205H151ZM189 207L188 206H183L182 208H184L185 210L188 209L187 211H189ZM73 208H74V206H73ZM91 208H93V205L91 206ZM124 208L125 209L127 208L126 205H125ZM135 208H136V206H135ZM142 208L145 209L144 207H142ZM191 208L192 207H190V210H192ZM226 208H229V212L226 211ZM93 209L95 210L96 208H93ZM113 209L115 210V208H113ZM117 209H119V207ZM158 209H160V208H158ZM164 209L166 210V208H163L162 211H164ZM193 209H194V207H193ZM219 209H221V211ZM87 210H88V208H87ZM111 210H112V208H111ZM136 210H138V208ZM152 210H154V209L152 208ZM155 210H157V209H155ZM205 210H206V208H205ZM130 211H128V212H130ZM179 211H180V209H179ZM225 211L229 215H227L225 213ZM92 212H93V210H92ZM172 212L170 213V211H169L170 214H172ZM184 212L185 211H183V212L180 211V213L177 214V211H176V213H173L175 215L176 214L177 215L180 214V216L182 215V217L179 216V218L176 215V217L174 218V219H177V220L179 219V221L182 220L181 218L188 217V219L187 218L183 219L181 222H178V223H176L177 220H174L173 221L174 224L177 225V224L182 223V222H185V224L187 222L190 223L191 220H193V219H194L193 221L195 222V219L197 221V218H201L202 217L201 213H200L201 217H199V215H198L199 213L197 214V211L195 213V215L198 216L197 218H196L195 215H193L194 214L193 210L189 211V216H186V214L183 215ZM206 213H208V210H207ZM137 214H135V215H137ZM202 214H204V213H202ZM139 215H137V217ZM190 215H192V216H190ZM133 216H134V214H133ZM130 217H132V216H130ZM141 217L139 216V218H141ZM224 217H222V216L220 217V218L223 219L222 220L223 222H224ZM121 218H122V216H121ZM227 218H229V219H227ZM170 219H172V218H170ZM134 220H135V218H134ZM216 220H218V219H216ZM120 221H122V219H120ZM199 221H197V223L195 222L196 225H194V226L198 225L197 227H195L196 231L197 232L198 231H200V232L202 231L201 233L203 234L204 231L205 232L207 231V227L205 228V226H207V225L204 223V221H206V220H202V218H201ZM194 222H192V224ZM189 223H187V224H189ZM225 223L226 222H224V225H225ZM227 223H226V225H227ZM161 224H163V223H161ZM161 224H160V227H162ZM209 224H210V222H209ZM211 224H212V221H211ZM179 225H181V224H179ZM182 225H184V223H182ZM182 225H181V227H182ZM216 225L220 226V223L219 224L217 223ZM187 226H189V225H187ZM211 226H214V225H211ZM211 226L209 225V227L211 229H209V227H208V230H211L212 232H214L212 229L216 230L217 228H219V226L216 227V228H212ZM179 227H177V228H179ZM224 227H226V226H224ZM175 228H176V226H175ZM175 228L173 229V231H177V230H175ZM188 229H190V228L188 227ZM203 229H205V230H203ZM170 230H172V229H170ZM182 230H183V228L180 231L181 232L185 231V230H183V231ZM193 230H195V229H193ZM220 230H221L220 228L217 229V231H218V233L220 235H221V232L226 231V230H223V231H220ZM173 231H171V233ZM5 232H7V231H5ZM181 232H177V233L181 234ZM185 232H187V231H185ZM185 232L183 234H185ZM177 233L175 232V234H174V235H178L176 237H174V235L171 234V235H173V237H171V238H173L171 241L176 240L177 242L178 241L182 242V240L186 239L185 241L187 242V239L189 238V236H192V238H194L193 237L194 233H193V235L191 233L190 234L186 233L189 236H187L186 234H185V236H183V234L179 235ZM218 233H216V234H218ZM224 233L225 232L222 233L223 236L225 235ZM198 234H199V232H198ZM96 236H98V234ZM100 236L101 235L99 233L98 237H100ZM89 237H90V235H89ZM225 237H223V238H225ZM162 238H164V237H162ZM167 238H168V236H167ZM197 239H198V237H197ZM224 240H226V238ZM5 241L9 242L10 240L7 239ZM217 241H219V239H217ZM220 241H221V239H220ZM191 242H193V241H191ZM182 243H184V242H182ZM161 244H160V241H159L158 246L161 247L160 246ZM161 248H163V246ZM213 248H214V246H213ZM170 249H172V248H170ZM150 250L153 251L152 248ZM155 252H156V250H155ZM162 252L163 251H161V255H162ZM22 255H21V257H22ZM151 255L152 254H150V258L152 257L154 260L157 259L158 256L160 257V254L157 255V253H156V255L154 253H153L152 256ZM147 256H148V254H147ZM202 256L201 257L196 256V258H192V259L189 258L190 260L185 261V262L183 260L182 261L184 262L183 264H223L222 261H219L215 256L214 257L211 256L209 258L208 257H202ZM165 261H168V260H165ZM149 262H151V261L149 260ZM151 263H153V262H151Z\"/></svg>",
    "mask_w": 264,
    "mask_h": 264
}]
</instances>
